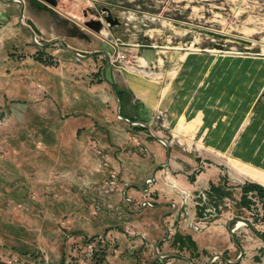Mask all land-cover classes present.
<instances>
[{"label":"rangeland","instance_id":"1","mask_svg":"<svg viewBox=\"0 0 264 264\" xmlns=\"http://www.w3.org/2000/svg\"><path fill=\"white\" fill-rule=\"evenodd\" d=\"M8 15L11 30L0 21V264H188L155 253L163 226L160 251L207 264L239 255L227 220L246 219L264 235V185L231 161H240V140L242 151L264 143V0H23V21L42 45L18 26L14 3ZM51 38L82 54H118V71L155 83L166 101L147 112L134 93V104L168 153L132 124L127 142L113 143L122 157L108 152L105 135L119 120L106 58L80 59ZM167 156L147 192H122L148 176L146 161ZM126 197L153 206L134 213ZM233 233L242 251L235 264H264V242L244 224Z\"/></svg>","mask_w":264,"mask_h":264},{"label":"crops","instance_id":"2","mask_svg":"<svg viewBox=\"0 0 264 264\" xmlns=\"http://www.w3.org/2000/svg\"><path fill=\"white\" fill-rule=\"evenodd\" d=\"M13 3L18 8V2H16V1H11V2H7V3L0 1V14H2V15H0V21L1 22L4 21L6 24H8V25L4 24L5 30H11V27L9 26L10 20H9V15H8V8H9L10 4H13ZM18 26L20 28H23L24 30H26L30 34V37H31V33L28 29L19 25V23H18ZM31 28H32V26H31ZM2 38H3V34L0 31V43L2 41ZM69 54L72 55L71 53H69ZM88 58L89 57L80 58V59H88ZM72 68L73 67H70V69H72ZM103 69H104V67L102 68V76H103ZM108 71H109V73H108ZM106 77L112 83V85L114 86V88H115V90L119 96L121 114L130 120H141L144 122L147 121L142 115H140L141 113L138 109L139 107H136L134 104V102H135L134 96H133L134 93L144 95L142 100L144 101L146 106H145V108L142 107V109L146 110L147 112L153 111V109H156L157 106H160L161 104H163L166 101V96H164V93L162 94L161 90L157 88L155 83H152L149 80L142 78L140 75L134 73L133 71H130V70H128L126 72L118 71V69H116V67H114L110 63V65L106 71ZM15 84H16V82H15ZM107 84L111 87V85L108 82H107ZM64 89H66V88L64 87ZM84 89H89V87L87 86V88H84ZM111 90H112V87H111ZM90 94L94 95L93 93H90ZM114 97H115V95H114ZM90 109H91V107H87V110H90ZM93 109H94V107H93ZM116 117H117V115H116ZM117 119L119 120L118 122L112 121V123L110 125V131H108V133H106V135H105L106 139H104V141L111 143L109 145L108 152L111 150L114 153L113 156L119 157L118 155L121 156V153L119 151H122V150L115 149V147L113 146V143H121L123 141L127 142L128 134H130V131H128L126 129L129 128L130 123H128L124 120H121L118 117H117ZM261 125H264V123ZM155 141L157 143L161 144V142H159L158 140H155ZM152 161H154V160H151V162ZM125 164H127L126 165L127 167H129V166L132 167L133 165L134 166L137 165V163L135 164L132 162L124 163V166H125ZM159 164H160V162H158V161H154L153 163H150V161H146V163H144V166L146 168L144 169V171H142L143 172L142 174H148V176L144 177L142 180L140 179V183L139 182H131V183H136L139 186H141L142 188H144L146 179L148 177H153V176L155 177V180L151 181V183L152 182L156 183L157 176L159 173H161V171H158V168L156 169L157 165H159ZM169 166H170V162H168L167 167H169ZM169 172H171V171H169ZM130 186L134 187V188L136 187L134 185H130ZM127 188H126V190H127ZM136 188H138V187H136ZM149 189H150V187L148 184V190ZM123 190L124 189H122V192H123ZM139 191L144 192L143 190H140V189H139ZM129 198H131V197H129ZM126 199L128 200L127 197H126ZM135 204L132 205V203H131L132 212L140 213V212H142V210H144L141 207L142 201L140 202L139 207L138 206L135 207Z\"/></svg>","mask_w":264,"mask_h":264},{"label":"water","instance_id":"3","mask_svg":"<svg viewBox=\"0 0 264 264\" xmlns=\"http://www.w3.org/2000/svg\"><path fill=\"white\" fill-rule=\"evenodd\" d=\"M0 1H1V2H5V3H7V2H11V1H16V2H18V17H19V21H18V23H19V25H21L22 27H25L26 29H28V30L30 31V33H31V39H32V41H33L36 45H42V44H41L40 42H38V40L36 39L35 32H34V30L31 28V26L23 21V17H24V15H23V0H0ZM107 12H108V14H107L106 17H105L106 20H107V22H109V23H111V24H118V23H119L118 18H117V17H113V18H112L111 15L109 14V10H108V9H107ZM52 42H57L58 45H59L60 47H62L65 51H67V52L71 53L72 55H74V56H76V57H79V58H87V57L93 55V54L96 53V52H101V53L105 56V58H106V62H105L104 69H103V77H104L105 81H107V82L111 85V87H112V91H113V93H114V95H115V98H116V101H117V103H116V115H117V117H118L119 119H121V120H124V121H126V122L132 124V125H140V126L144 127V128L147 130V132H148V134H149L150 137H152V138L155 139V140H158L159 142H161V143L165 146V148H166V150H167V153H168V151H169V145H168L167 140H166L165 138H163V137L157 135L156 133H154V132L152 131V129L150 128V126H149L146 122L141 121V120H130V119H128L127 117H125V116H123V115L121 114V112H120V99H119V96H118V94H117V92H116L114 86L112 85V83H111V82L108 80V78L106 77V71H107V68L109 67V65H110V63H111L109 53H107V52H105V51L94 50V51H91V52H89V53H87V54H82V53H79L77 50L73 49L72 47L66 45L61 39H58V38H51V39L49 40V43H52ZM166 165H168V156L166 157L165 161H163V162H161L159 165H157L156 169L159 168V167H165ZM154 180H155V177H154V176H153V177H150V178H147V179H146V182H145V187H144V188H142L141 186H139V185L136 184V183H127L126 186H125V188H124V190H123V193L125 192L126 188H127L128 186H130V185H134V186L138 187L140 190H143L144 192H147V191H148V184H149V181L151 182V181H154ZM127 198H128V200H129V201L132 203V205H133L134 203H133L132 199L129 198V197H127ZM145 205L153 206V204H151L149 201H142L141 207L143 208ZM175 209H176V204L173 202V203H171V208H170L169 210L165 211V212L162 214V216L160 217V220H162L163 217H164L165 215H167L168 213L174 211ZM239 220H241V222H242L244 225H246L247 227H249V228L253 231V233H254L256 236H258V237L264 242V235H263L262 233H260V232H259V231H258L253 225H252V223H251L250 221H248V220H246V219H243V218H239V219H238V218H236V219H235V218H234V219L231 218V219H229V220L226 221V223H225V227H226V229H227V231H228V234H229V236H230V239H231L232 243L238 247V249H239V255H238L234 260H229V259H227L226 257H224L222 254H215V255H213V256H211V257L209 258L207 264H211V262L214 261L216 258H222V259H224L226 262H228V263H232V264H235V263H237V261H239V259H240V257H241V252H242V251H241V248H239V245H238V244L236 243V241H235L234 233H233V232H234V228H233V227H230V224H231V223H232V224H236V222H238ZM167 236H168V229L164 226V236H163V237H160V238L154 243V245H153V248H154L155 253H156L158 256H160V257H165V258H169V257H178V258H182V259H185V260L188 262V264H193V263L190 261V259H189L186 255L178 254V253H174V252H162V251L159 250V243H160L161 241H163Z\"/></svg>","mask_w":264,"mask_h":264},{"label":"bare ground","instance_id":"4","mask_svg":"<svg viewBox=\"0 0 264 264\" xmlns=\"http://www.w3.org/2000/svg\"><path fill=\"white\" fill-rule=\"evenodd\" d=\"M247 131L244 128V133H246ZM261 144H264V143L256 142L247 150L242 151L243 145H242V140H240V144L238 145L237 149L233 151L234 153L240 156V161L238 159H232L231 161L233 162L235 166L241 169L245 174L250 175V177H252L254 180L264 185V148L261 147L262 146ZM188 196H189V192H186L183 199H187ZM242 227H243V223L241 222V220H239L238 222H236V224H234L233 228L235 231Z\"/></svg>","mask_w":264,"mask_h":264},{"label":"built area","instance_id":"5","mask_svg":"<svg viewBox=\"0 0 264 264\" xmlns=\"http://www.w3.org/2000/svg\"><path fill=\"white\" fill-rule=\"evenodd\" d=\"M117 52H119V51H117ZM116 52V53H117ZM122 54V55H121ZM110 56V61L112 62V61H114L115 60V58L116 57H118V54H117V56L115 55V53L114 54H111V55H109ZM111 56H112V58H111ZM119 59H121V60H125V54H123V53H120V55H119ZM90 245V244H89Z\"/></svg>","mask_w":264,"mask_h":264},{"label":"flooded vegetation","instance_id":"6","mask_svg":"<svg viewBox=\"0 0 264 264\" xmlns=\"http://www.w3.org/2000/svg\"><path fill=\"white\" fill-rule=\"evenodd\" d=\"M50 1V0H49Z\"/></svg>","mask_w":264,"mask_h":264}]
</instances>
